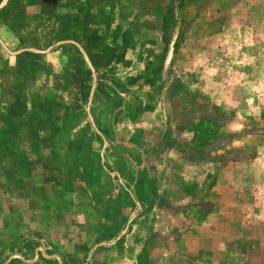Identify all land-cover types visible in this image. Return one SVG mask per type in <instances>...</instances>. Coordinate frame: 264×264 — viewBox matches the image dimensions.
I'll use <instances>...</instances> for the list:
<instances>
[{"label": "rangeland", "instance_id": "rangeland-1", "mask_svg": "<svg viewBox=\"0 0 264 264\" xmlns=\"http://www.w3.org/2000/svg\"><path fill=\"white\" fill-rule=\"evenodd\" d=\"M100 11L126 55L162 37V71L140 86L110 72L118 93L131 89L123 115L85 86L14 146L0 136V264L29 247L61 264H264V0ZM131 21L158 37L119 36Z\"/></svg>", "mask_w": 264, "mask_h": 264}, {"label": "crops", "instance_id": "crops-1", "mask_svg": "<svg viewBox=\"0 0 264 264\" xmlns=\"http://www.w3.org/2000/svg\"><path fill=\"white\" fill-rule=\"evenodd\" d=\"M7 8V27L0 31V136L10 133L6 146H14L20 132L34 130L37 116L50 118L54 100L63 94L66 99L71 89L77 101L84 98L85 86L94 101L120 99L123 103L115 111L123 115L131 89L118 93L110 72H118L122 83L140 86L154 83L162 71L163 43L156 29L123 23L119 36L128 30L158 37L153 44L140 43L139 38V45L126 55L123 44L107 39L116 37V29L101 15L100 0H8ZM28 249L13 253L5 264H61L59 257L48 258L41 248Z\"/></svg>", "mask_w": 264, "mask_h": 264}, {"label": "water", "instance_id": "water-1", "mask_svg": "<svg viewBox=\"0 0 264 264\" xmlns=\"http://www.w3.org/2000/svg\"><path fill=\"white\" fill-rule=\"evenodd\" d=\"M178 32H179V24H177V26L174 30V33L172 35V38H171V41L169 44V48H168V53H167L166 60L164 63L165 66H167L170 62V59H171V56H172L173 50H174V45H175V42L177 40Z\"/></svg>", "mask_w": 264, "mask_h": 264}]
</instances>
